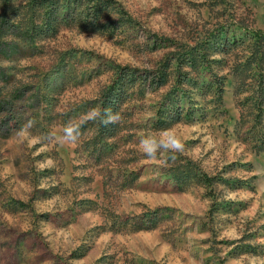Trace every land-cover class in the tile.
Returning a JSON list of instances; mask_svg holds the SVG:
<instances>
[{
    "label": "rangeland",
    "instance_id": "374dc122",
    "mask_svg": "<svg viewBox=\"0 0 264 264\" xmlns=\"http://www.w3.org/2000/svg\"><path fill=\"white\" fill-rule=\"evenodd\" d=\"M116 1L129 40L41 8L22 33L3 20L24 0H0V264H264V0ZM174 54L162 88H124L119 124L43 142L103 109L119 67L156 70ZM166 130L184 150L147 159L140 138Z\"/></svg>",
    "mask_w": 264,
    "mask_h": 264
},
{
    "label": "trees",
    "instance_id": "16d2710c",
    "mask_svg": "<svg viewBox=\"0 0 264 264\" xmlns=\"http://www.w3.org/2000/svg\"><path fill=\"white\" fill-rule=\"evenodd\" d=\"M9 1L12 2V0ZM34 8H41L39 10L43 17L50 19L54 17L60 23L65 22L69 25L74 24L80 27L84 32H99L110 39L122 37L123 40H129L127 38L130 34V29L135 25L134 20L131 19L128 13L116 0H24V4L22 5L24 12L21 13V16L12 14L10 18H4L3 23L11 26L15 30L23 28L22 33L27 34L29 33V27L34 28L35 25V23L32 22V16L30 14L31 10ZM260 37L263 38L264 35ZM261 42V44H264V39H262ZM154 43L155 46L153 49H157L159 44H162L159 38H156ZM228 45L231 44L225 41L222 47L227 49ZM192 51L195 52V55L188 54L187 61L195 68H198V66H200L198 64H201V60L204 57L202 56V50L192 49ZM178 54H174L172 57L167 58L165 62H160L156 70H132L130 67H119L117 71L114 72L115 76L113 78V83L103 91V109L111 108L113 111H117V104L120 105L123 101L124 88L128 86V84L131 87L140 85L143 88H162L166 84L167 68L172 64L174 56ZM253 55L257 57L258 51L256 54L253 53ZM181 58L182 57L179 56L178 59ZM259 61L264 64V52L261 53ZM236 72L240 74L244 73V71L240 72L238 70H236ZM237 93H239V89ZM19 97L20 94L18 92L14 93V99ZM4 106L5 103H0V112L4 110ZM112 126L113 125L104 126L100 124V127L106 131ZM109 135H112V133Z\"/></svg>",
    "mask_w": 264,
    "mask_h": 264
},
{
    "label": "clouds",
    "instance_id": "9594fccd",
    "mask_svg": "<svg viewBox=\"0 0 264 264\" xmlns=\"http://www.w3.org/2000/svg\"><path fill=\"white\" fill-rule=\"evenodd\" d=\"M122 115L117 111L114 112L111 108H92L80 123L69 121L58 134H48L43 139L45 143H57L60 145L76 144L81 136V126L87 121H99L104 126L119 124L122 121ZM35 120L27 119L18 131V136L30 135L32 129L35 127ZM139 147L142 153L149 160H157L161 152L170 153V159L175 160L176 153L184 150L182 140L171 130L162 132L159 136L146 134L139 140ZM51 163V161H49ZM258 187L264 191V177L258 180Z\"/></svg>",
    "mask_w": 264,
    "mask_h": 264
}]
</instances>
